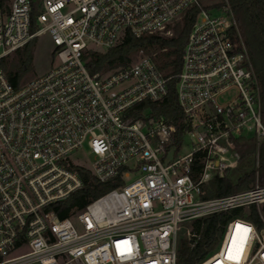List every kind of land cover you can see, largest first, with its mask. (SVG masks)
<instances>
[{
  "label": "built area",
  "instance_id": "obj_1",
  "mask_svg": "<svg viewBox=\"0 0 264 264\" xmlns=\"http://www.w3.org/2000/svg\"><path fill=\"white\" fill-rule=\"evenodd\" d=\"M186 16L176 74L158 67L157 50L94 73L84 65L88 50L127 33L171 36ZM41 32L54 45L49 70L14 86L0 65V264H176L183 222L252 205L263 226L231 217L218 250L197 264H264L257 170L248 188L204 197L214 173L236 166L238 138L255 139L256 167L264 142L260 83L227 0L214 12L202 0H10L0 9V59ZM172 77L179 139L164 116L137 108L161 100ZM185 138L191 149L179 155ZM83 143L92 159L74 162ZM77 166L119 184L60 218L54 207L82 186Z\"/></svg>",
  "mask_w": 264,
  "mask_h": 264
},
{
  "label": "trees",
  "instance_id": "obj_2",
  "mask_svg": "<svg viewBox=\"0 0 264 264\" xmlns=\"http://www.w3.org/2000/svg\"><path fill=\"white\" fill-rule=\"evenodd\" d=\"M236 20L239 33L243 39L250 61L261 87V120L264 124V0H227ZM9 0H0V9L6 11ZM224 4V2L222 3ZM192 16H186L175 24L171 36L146 35L135 38L127 33L123 41L105 51L88 50L83 56L84 65L89 72L107 70L132 59L134 53L143 49L146 52L158 50L156 61L158 67L167 74H176L181 67V54L187 39ZM32 40L13 51L15 57L9 62L0 59L9 82L18 86L23 78L25 68L32 58ZM176 77L168 82L167 93L155 102H142L137 108L149 107L155 115H162L172 122L177 129L176 138L181 136L183 113L176 95ZM238 160L236 166L226 169L223 173H214L206 185L204 197H216L237 192L251 186L255 181L257 170L258 181L264 184V142L259 146L258 166H255V139L241 137L236 140ZM200 163L195 159L192 164L193 174L200 170ZM76 170L82 186L71 195L59 202L54 210L58 217L69 215L72 208H82L98 193L117 186L118 181L98 182L84 167ZM261 213L264 205L260 206ZM233 216H241L252 221L256 227H262L263 221L257 208L252 205L248 209L235 207L229 211H219L194 218L189 221L190 234L178 238L176 264H197L218 244L226 222Z\"/></svg>",
  "mask_w": 264,
  "mask_h": 264
},
{
  "label": "rangeland",
  "instance_id": "obj_3",
  "mask_svg": "<svg viewBox=\"0 0 264 264\" xmlns=\"http://www.w3.org/2000/svg\"><path fill=\"white\" fill-rule=\"evenodd\" d=\"M202 2H203V4H205V6H207L211 10V12H214L217 9V7L220 6L224 2V0H202ZM175 24L173 25V28H174ZM53 49H54L53 42H52V40H51V38L47 32L39 33L32 40V44H31L32 58H31V61L29 62V64L27 65V67L25 68L24 75H23L21 82H24V81H26V80L34 77V76L43 74L44 72L49 70V68L52 65L56 64V58H54L53 54H52ZM157 52H159V51L157 50ZM14 57H15L14 53L11 52L10 54H8L6 56L5 62L9 63ZM136 57H137V54L134 53L132 58L135 59ZM190 149H191L190 140H189V138H185L183 146L181 147V149L179 151V155H182V154L188 152ZM173 152H174V148H171L168 151V157H172ZM70 157L74 162L86 163L92 159V154H90L87 144L83 143L81 148L74 150L73 152L70 153ZM133 178H135V175H131L129 177V180H132ZM107 190H109V189H107ZM107 190H104V191L98 193L96 196H94V198L103 194ZM262 205H264V204H262ZM262 215L264 217V211L262 212ZM72 221H73L75 227L78 228V230H80V226H79V223H78L76 217H74L72 219ZM188 230H190L189 222H183L180 225V228L178 230V238L183 237V236L187 237L189 235L187 232ZM220 240H221V238H220ZM219 245H220V241L208 253V255H211L213 252L217 251ZM208 255H206V256H208Z\"/></svg>",
  "mask_w": 264,
  "mask_h": 264
},
{
  "label": "snow or ice",
  "instance_id": "obj_4",
  "mask_svg": "<svg viewBox=\"0 0 264 264\" xmlns=\"http://www.w3.org/2000/svg\"><path fill=\"white\" fill-rule=\"evenodd\" d=\"M240 227H241V226L238 225V226H237V229H239ZM245 231H247V229H245Z\"/></svg>",
  "mask_w": 264,
  "mask_h": 264
}]
</instances>
